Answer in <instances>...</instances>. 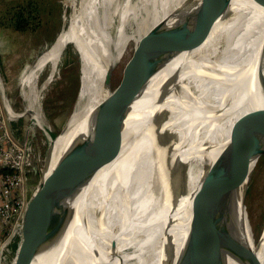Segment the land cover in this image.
Listing matches in <instances>:
<instances>
[{"label": "bare ground", "instance_id": "6f19581e", "mask_svg": "<svg viewBox=\"0 0 264 264\" xmlns=\"http://www.w3.org/2000/svg\"><path fill=\"white\" fill-rule=\"evenodd\" d=\"M67 3L72 8L68 26L57 35L51 48L33 62L35 65L23 75L21 84L22 95L29 97L26 106L38 120L42 94L53 81L64 47L73 43L81 51L79 92L75 110L68 119L65 140L59 137L55 142L57 162L70 148L60 146L106 95H137L160 103L157 111H178L186 116L182 120L175 117L161 126V131L175 129L176 140L148 132L149 129H135L138 133L123 135L114 157L89 165L91 171L101 163L95 173L82 176V181L78 175L75 177L83 186L66 201L68 224L47 264H164L170 258L180 260L189 239L198 247L192 256L194 260L203 261L208 256L225 253L226 264H237L231 256H226L197 198L193 173L187 174L183 169L182 164L187 159L182 146L186 142L192 146L190 143L196 141L203 145L204 140H208L214 149L210 155L214 161L222 150L217 146L218 140L230 131H237L246 118L248 126L243 142L251 147L264 139V121L257 122V128L250 124L264 111V45L260 46L264 39V10L257 6L256 0H228L225 15H234L230 23H225L224 15L212 28L205 44L201 48H191L189 44L197 42L205 17L202 0H135L134 3L124 0L117 12L119 24L113 44L119 53L113 57L104 49L100 36L104 30L102 16L106 0H80L79 4L77 0H67ZM178 24L181 27L179 33L173 34V41L176 39L179 52L164 63L165 33ZM130 25L131 35L126 36ZM148 35L149 41L145 42ZM128 41L142 46L134 51L131 78H125L112 92V71L124 57ZM221 47L225 50L224 58L231 60L227 64L218 63L216 68L210 61ZM198 57L202 61H198ZM46 67H49V74L39 85L38 79ZM215 70L222 73L223 77L217 76V79L227 86L224 89L223 85L205 83L201 79ZM108 73L110 82L104 86ZM132 77L137 79V85L130 82ZM192 87L200 95L203 92L211 94L213 106H223L222 96L227 94L224 118L213 129L205 127L201 117L203 110L198 108L201 102L197 101L200 95L192 102H197L198 107L189 103ZM190 109L193 112H188ZM142 112L139 111V115L145 119ZM11 117L17 116L11 113ZM201 127L207 129L201 131L198 129ZM93 146L77 148L60 160L65 163L72 159L80 166L96 161L97 148ZM110 152L109 148L102 149L100 155ZM177 156L181 157L178 162ZM171 171L175 172L174 180L180 185L179 194V190L176 188L178 191L174 192L168 183ZM166 228L169 238L164 235ZM246 234L251 239L248 231ZM260 240L264 259V233Z\"/></svg>", "mask_w": 264, "mask_h": 264}, {"label": "water", "instance_id": "95a60500", "mask_svg": "<svg viewBox=\"0 0 264 264\" xmlns=\"http://www.w3.org/2000/svg\"><path fill=\"white\" fill-rule=\"evenodd\" d=\"M79 1L77 0V4H79ZM256 2L257 6L264 10V0H256ZM202 3L205 9V17L201 24L200 36L197 42H190L189 44L191 48H195V46L201 48L205 44L214 25L220 22L226 14L228 6V0H202ZM70 9L71 18L72 8L70 7ZM233 16V14L225 15L223 18L225 23H230ZM180 27L179 24L174 27L171 26L165 33L163 44L165 43V52L167 53L163 59L164 63L172 55L179 52L177 43H175L176 39H174L175 42L173 41V34L179 33ZM149 37L150 35L145 37V42L149 41ZM69 45L73 47L74 55L81 68V51L73 43ZM263 45L264 39L260 41V46ZM220 49L210 61L216 68L218 63L227 64L231 60V58H224L223 51L225 50H223V47ZM203 56L205 55L203 54ZM198 61H202V59L198 57ZM123 69L124 78L128 80L129 77L131 78V70L129 71L128 67ZM217 71L219 70H215V73H207L201 79L205 83L216 82L218 85H223L221 87L224 89L227 86L220 83L221 81L217 79V76L223 77L222 73ZM200 75L201 72L199 77ZM132 78L130 79V82L133 83L132 85H137V79ZM109 82L110 74L108 73L105 76L104 86L109 84ZM200 85L203 86L202 83ZM94 86L96 87L97 85L95 84ZM190 92H193V94L189 98V103L195 108L197 102H192L200 93H197L194 87L190 88ZM211 97V94L206 95L203 92L197 99V101L201 102L200 107H197L203 110L201 117L205 120V127L213 129L224 118L223 108L228 96L226 93L222 96L224 101L221 100V102L224 105L219 107L213 106L212 103L214 101ZM160 105L158 102L140 98L137 95L109 94L99 100L74 128L71 136L60 146V148L64 146L70 147L61 156L60 159H63L77 148L94 145L93 147L97 148L95 150L97 157L94 158L96 161H91L82 166L76 164L72 159L65 163H62L60 159L57 162L55 142L59 137H63L62 140H65L68 120L57 134L49 135L45 129H41L47 141L42 155H38L37 164L32 168L33 173L38 176V182L34 192L27 201L22 216L20 241L11 264H47L51 251L68 224L66 201L70 197L72 198L83 186L75 177L78 175L81 180L82 176L95 173L101 163L98 162V165L91 171L88 169L89 165L101 159L103 161L105 158L114 157L119 149V143L122 142L123 135L138 133L135 129H149L148 132L177 139L178 135L175 129L161 131V126L164 122H169L175 117L177 120H182L186 115H180L181 113L178 111L173 112L171 110L157 111V107ZM141 110H143L142 117L146 116L145 119H141V115H139ZM188 112L191 113L193 111L190 109ZM247 119L242 121L237 131H234V133L230 131L228 135H224L218 140L220 142L217 146H220L219 148H222V150L214 161L210 156L211 150L214 149L208 140H204L203 145L198 144L196 141L190 143L192 146H189L188 142H186L182 146V151L185 152L184 158L187 161L185 160L186 162L182 165L187 174L191 172L194 175L197 198L207 212L210 224L216 236L222 242L226 256H231L237 264H264L260 250V238L264 233V224L261 225L260 233L257 236L251 228L246 208V198L250 185L255 178L254 173L260 164H264V139L251 147L243 142L245 128L248 126ZM259 121H264V111L258 120L250 122V124L252 123V128H257V122ZM198 129L203 131L207 128L201 127ZM31 131L32 140L35 134L34 129H31ZM31 140H28L29 146L32 144ZM187 140L189 141V139ZM108 148L111 149L109 154L100 155L102 149ZM180 158L177 156L175 160L178 162ZM176 164L178 165L179 163ZM180 166L178 165V168ZM69 173L73 175L70 176ZM175 175V172H170L168 183L170 182L174 192H177L181 188L174 180ZM180 190L177 192L178 194ZM6 215H9V212ZM8 222L9 217L7 216L2 222L4 229ZM246 231L249 232L251 239H248ZM164 235L169 238L168 228L165 229ZM194 242L192 239L186 242V251L180 260L174 261L173 258H170L164 264H226L225 253L221 256H208L203 261L194 260L192 256L198 248ZM4 264H8V262L5 261Z\"/></svg>", "mask_w": 264, "mask_h": 264}, {"label": "rangeland", "instance_id": "374dc122", "mask_svg": "<svg viewBox=\"0 0 264 264\" xmlns=\"http://www.w3.org/2000/svg\"><path fill=\"white\" fill-rule=\"evenodd\" d=\"M6 1L13 0H4L3 2L5 3ZM16 1L20 2L21 0ZM37 1L41 2L42 5L44 4L45 7L41 15L39 14L35 27V29H37L35 31L29 30L26 33H17L11 30H0V77L10 108L17 116L11 119V123H21L23 125L21 136L27 141L31 140V129H34L35 135L31 140L32 146L36 149V153L41 156L47 141L41 129H45L49 135H52V133L57 134L60 129L64 127L65 123L72 115V112L75 110V102L80 87V67L78 61L75 60L77 58L74 57L73 47L68 44L64 47L60 56L61 60L59 61L53 81H51L47 87L48 89L42 94L39 105L38 122L34 114L31 113L27 107L29 97L22 95V78L26 71L34 66L47 50L51 48L60 32L66 29L71 9L67 0ZM132 1L133 3L135 2V0ZM122 4H124V0H106V6L103 12L104 15L102 16L104 30L100 35L101 40L106 52L113 57H117L119 53L114 49L113 44L116 40L117 27L119 24L117 12L120 10L119 8L123 6ZM4 8L3 3L0 2V11ZM142 13L145 12L142 11ZM39 20L40 23L38 24ZM97 20H100L99 15H97ZM141 22L144 23L143 21ZM131 29L132 27L130 25L126 36L131 35ZM141 46L140 43L136 44L133 41H128L125 44L124 57L112 71V92L115 91L125 79L123 68L127 69L128 67L129 71L131 70L134 63V51L136 48H141ZM48 74L49 67H46L45 71L38 79V82H40L38 83L39 85L46 80ZM254 175L255 178L250 185L246 198V208L251 228L258 236L261 225L264 224V164L259 165ZM37 180L38 176L34 178L32 183L26 180L24 185L25 202L28 201L31 194L34 192L38 182ZM6 231H8L7 226L4 232L0 234V242L2 243L0 249V264L5 263L6 256L4 252L8 246H10L13 241H17L18 244L20 241L17 235L11 236L9 235L10 232L7 234ZM14 256L15 254L9 259L8 264H11Z\"/></svg>", "mask_w": 264, "mask_h": 264}, {"label": "built area", "instance_id": "2783aa9c", "mask_svg": "<svg viewBox=\"0 0 264 264\" xmlns=\"http://www.w3.org/2000/svg\"><path fill=\"white\" fill-rule=\"evenodd\" d=\"M11 113L13 111L0 77V167L13 171V174L0 176V234L4 231L2 222L8 216L7 234L10 232L9 235H17L20 239L21 221L27 204L24 189L26 173L37 164L38 154L34 153L32 144L29 146L27 140L20 142L13 138L8 126ZM7 212L9 215H6ZM1 246L0 242V249Z\"/></svg>", "mask_w": 264, "mask_h": 264}, {"label": "trees", "instance_id": "16d2710c", "mask_svg": "<svg viewBox=\"0 0 264 264\" xmlns=\"http://www.w3.org/2000/svg\"><path fill=\"white\" fill-rule=\"evenodd\" d=\"M3 1L4 0H0L5 7L0 11V30H11L12 32L26 33L29 30L35 31L37 29H35L37 19L39 18V14L41 15L42 10H44V4L42 5L41 2H38L37 0H21L20 2L13 0L6 1L5 3ZM39 23L40 20L38 21V24ZM74 57L76 58V56ZM17 129L18 128L15 127L16 137L21 139V133ZM52 135H54V133H52ZM5 174H13V171L9 168L0 167V176ZM36 177L37 175H35L32 170L26 173V180H28L29 183H32ZM17 246V241H13L12 244L8 246L4 252L6 262H8L13 254H15Z\"/></svg>", "mask_w": 264, "mask_h": 264}, {"label": "crops", "instance_id": "0c3cea01", "mask_svg": "<svg viewBox=\"0 0 264 264\" xmlns=\"http://www.w3.org/2000/svg\"><path fill=\"white\" fill-rule=\"evenodd\" d=\"M12 122V120H8V126H9V128H10V131H11V134H12V136H13V138L15 139V140H17V141H20V142H24L25 140L23 139V138H21V139H19V138H17L16 137V130H15V127H17L18 129L17 130H19V132L21 133V135H22V131H23V129H22V124L21 123H11ZM22 137V136H21ZM34 148V147H33ZM36 149L34 148V153L35 154H37L36 153V151H35ZM0 226H1V224H0Z\"/></svg>", "mask_w": 264, "mask_h": 264}]
</instances>
